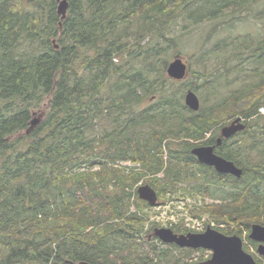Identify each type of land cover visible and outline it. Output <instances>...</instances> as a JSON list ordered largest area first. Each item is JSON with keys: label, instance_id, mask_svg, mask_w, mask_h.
<instances>
[{"label": "trees", "instance_id": "obj_1", "mask_svg": "<svg viewBox=\"0 0 264 264\" xmlns=\"http://www.w3.org/2000/svg\"><path fill=\"white\" fill-rule=\"evenodd\" d=\"M249 2L69 0L62 19L58 0H0V264L205 260L189 261L194 249L157 237L165 247L141 250L135 232L143 230L144 218L130 211L128 192H108L99 187L97 171L76 170L110 158L140 161L156 175L164 171L175 190L182 184L213 197L222 191L213 211L227 223L225 234L250 233L252 221L264 224V28L259 37L221 40L213 52L203 46V71L189 64L192 79L167 75L170 58L184 52L180 38L194 32L190 26L230 18ZM256 16L264 19V8ZM179 22L186 30L176 33ZM228 51L239 61L225 73L213 71L209 63ZM229 75L232 81L247 75V85L233 89ZM188 89L201 99L198 111L185 103ZM35 109L43 118L32 127ZM228 110L252 118L259 112L245 155L238 144L219 152L244 168L240 178L218 173L191 152L211 142ZM100 144L113 150L104 159ZM151 185L159 194L158 181Z\"/></svg>", "mask_w": 264, "mask_h": 264}, {"label": "rangeland", "instance_id": "obj_2", "mask_svg": "<svg viewBox=\"0 0 264 264\" xmlns=\"http://www.w3.org/2000/svg\"><path fill=\"white\" fill-rule=\"evenodd\" d=\"M250 4L247 6L244 12L238 13L230 18H227L225 20H212L207 23L202 22L198 24L197 26H190L191 30L194 32L190 33L188 36L183 35L180 38V41L183 43V54L182 56L186 60L188 64H190L193 72L195 73H202L203 71V66L199 62V57L202 52L203 46H206V49L209 51H215L218 49L219 42L221 40H225L229 37V40L231 38H237V37H243V36H252L253 38L259 37L262 35L263 28H264V19L263 18H258L256 15L259 13L264 8V0H250ZM189 21L187 20L186 23ZM186 23H178L175 26V32L180 33L181 30H186L185 26L187 25ZM174 51L176 48L173 49ZM211 54L209 52L208 56ZM177 55V54H176ZM172 56L170 58V62L175 58V56ZM181 55V54H180ZM231 52L228 51V54H224V52H220V55L218 58L213 59L211 61L210 66L211 69L215 72H226V67H233V64H236L239 59L231 60L230 59ZM229 59V61H227ZM233 75H236V71L233 73ZM196 75H188L190 79L194 78ZM170 78V77H169ZM187 79V78H186ZM187 92V91H186ZM185 92V94H186ZM227 91H225L226 93ZM213 98V97H212ZM185 100V96H184ZM213 100V99H212ZM201 101V99H200ZM148 101L142 103L141 108L145 107L148 105ZM236 115V114H234ZM232 115V116H234ZM32 120L36 119H41L43 118V113L41 109H35L34 113L32 115ZM39 123V122H37ZM103 123L101 122L99 125V133L103 134ZM150 130V128L145 129V134L147 135ZM97 151L100 153V157L104 159L105 154L107 152H111V148H109L107 145H102L100 144L99 148ZM167 155V152L165 154V157ZM114 158V157H112ZM91 157L87 155L85 157L84 163L90 164L89 160ZM128 164V163H127ZM132 164V163H131ZM104 167L97 170V175L100 178L96 177V181L99 184V187H102L104 190L111 192V193H122L123 191H127L129 196H130V211H135L138 210L141 212L140 214L144 218L143 220V230H141L140 227L136 229L135 232V241L140 243L141 250L144 249L146 252L149 250H152L153 248V243H156V245L159 248L165 247L164 244L160 243L159 241L153 239L152 237H155L153 235L154 233V228L160 225H155V224H161L162 226H167L170 225L169 222H176L177 220H181L178 224H174L180 229H183L184 222L190 221L191 215H197V216H203L199 217L200 219H207L218 221L217 219L219 218L218 214L215 212L216 211V204H212L211 199H221L222 197H219L222 195V191H219V194H217L218 197H212L207 194H201L200 192L197 194L196 192L192 191H179L175 190L171 186V184L168 182L164 171L159 173V174H153L150 173L149 171H146L142 163L140 162H134L133 161V166L132 167H126L123 165H119V162L117 159H107L104 162ZM167 163L165 162L166 167ZM85 165L82 164L80 166L76 167V170L81 172V173H86V176L90 175L92 172H88L85 170V172L82 170V168ZM90 167V165H88ZM96 169V167H94ZM98 169V168H97ZM96 173V172H95ZM115 173H117L115 175ZM135 175H141L136 181H129V184H125L128 181V177H132ZM155 180L158 181V184L162 187V189H159L160 186H158V201L161 204H165L169 199L172 198H185V197H190L192 199V204L188 203V205H193L192 207H189L190 213H187L186 211H183L185 214L183 217L182 216H172V215H167L163 214L159 211H157L154 207L152 208L151 206L148 205V203L144 200H141L138 195H136V187L137 185H140L142 182L144 184H150L154 183ZM178 188L184 187L182 184L176 185ZM198 195L203 196L204 199L203 203L197 207L199 202V198L197 199ZM209 198V199H208ZM161 207V211L165 209V206H159ZM215 210V211H213ZM215 212V213H214ZM159 222H157V220ZM165 224V225H164ZM183 224V225H182ZM236 226L233 225V228ZM150 236V240H148V237ZM243 238L244 244L247 247L248 251L252 253L258 260L262 261L264 263V258L259 255L256 247L254 246L253 243H251V240L249 238V233L244 230L242 232V235H239ZM179 251V250H177ZM156 254L160 255V252H156ZM209 254L208 251H197L193 252L188 259L189 261H195L200 256H207ZM185 259V258H184ZM186 261V260H185ZM164 263V262H163Z\"/></svg>", "mask_w": 264, "mask_h": 264}, {"label": "water", "instance_id": "obj_3", "mask_svg": "<svg viewBox=\"0 0 264 264\" xmlns=\"http://www.w3.org/2000/svg\"><path fill=\"white\" fill-rule=\"evenodd\" d=\"M58 14L64 19L69 9V0H58ZM55 42V40H54ZM58 47V45H56ZM189 74V66L184 57L177 54L167 67V75L176 80H183ZM185 103L192 110H199L201 101L198 94L189 89L185 95ZM236 119L232 124L223 127L222 135L229 137L245 126ZM38 120H32V127ZM221 139V138H220ZM192 154L197 159L208 166H214L220 173H229L236 177L242 175L240 169L233 161L228 160L215 153L213 146H196L192 149ZM141 199L154 206L157 204L158 195L156 190L149 184H145L138 189ZM155 236L165 243H175L181 248L210 249L213 255L210 259L199 264H259L255 257L244 249L243 240L238 235H227L213 228H207L202 233H177L171 228L156 227ZM250 238L262 242L258 247V253L264 257V224L254 223L252 225ZM78 264H90L80 262Z\"/></svg>", "mask_w": 264, "mask_h": 264}, {"label": "flooded vegetation", "instance_id": "obj_4", "mask_svg": "<svg viewBox=\"0 0 264 264\" xmlns=\"http://www.w3.org/2000/svg\"><path fill=\"white\" fill-rule=\"evenodd\" d=\"M231 76L232 75H229V80L231 82L230 85H231V87L233 89H236L239 86H246L247 85V81H248V80H246L247 75H244V78H242L240 80H235V81H232ZM241 107H242V103H241L239 109ZM233 111H234V109H233ZM259 112L261 114H264V106H261L259 108ZM259 112H258V114L254 118H252V117H246L244 114H241V113H237L234 116H229L230 111L229 110L228 111H225L220 116L221 119H224L225 118V122L222 123V124H220L218 126V129H217L216 132H214V131L212 132V134H211V136H212L211 142L210 143H198L196 146H213L215 153L218 154V155H220V156H222V157H224V155H222L221 153H219L220 152V149H223L226 146L228 147L230 144H233V145L238 144L239 147L241 148V150L243 152V156H244L245 153H246V147L250 144V141L252 139V134L254 132V128L255 129L257 128L256 124L253 123V122H254V119L259 116ZM238 118L240 119L239 123L243 124L245 127L243 129L239 130L238 132L234 133L233 135L229 136V137L223 136L222 135V129H223V127L232 124ZM250 122H252V127H250V124H249ZM214 135H216V136L213 137ZM225 140L228 141V143H225ZM224 158H226V157H224ZM228 160H230V159H228ZM243 162H245V161L243 160ZM236 165L240 169H242V175L240 176V177H242L244 175V168L242 166L238 165V164H236ZM210 167H213L216 170V168L214 166H210ZM218 173H220V172H218ZM222 174H229V173H222ZM240 177H238V178H240ZM214 197L216 198L217 196H214ZM211 201H212V204H216L217 205V204H221L223 202V199L222 200L221 199L219 200V198L216 199V200L211 199ZM254 223H261V222H259V221H252L251 222V229H252V225ZM261 224H263V223H261ZM251 240H253V239H251ZM251 243H253L254 246L256 245L255 247H256V249L258 251V247H259V245L262 242L253 240V241H251ZM244 248L247 249V247L245 246V244H244Z\"/></svg>", "mask_w": 264, "mask_h": 264}, {"label": "built area", "instance_id": "obj_5", "mask_svg": "<svg viewBox=\"0 0 264 264\" xmlns=\"http://www.w3.org/2000/svg\"><path fill=\"white\" fill-rule=\"evenodd\" d=\"M131 163L133 164L132 160L119 161V165H123L128 168L133 166ZM198 198H199V202H198V205H196L197 207H199V205L203 203V200H202L203 198L200 196H198L197 199ZM188 203L192 204V199L190 197H185V198L177 197V198L169 199L165 204L159 205V206H165V209H163L162 211H161V207L159 206L155 207V209L163 214L183 217L185 214L190 213L191 209L189 207L193 206V205H188ZM183 211H186L187 213H183ZM199 217H203V216L191 215L190 221L184 222V225L182 224L183 227L193 230V231H204L207 226H217V223L215 220L207 221V219L205 218L200 219ZM180 221L181 220L179 219L176 222H169V223L170 225H174V224H178ZM157 222L159 221L157 220ZM220 226H223V225L220 224Z\"/></svg>", "mask_w": 264, "mask_h": 264}]
</instances>
